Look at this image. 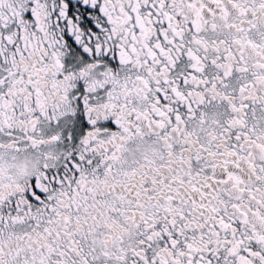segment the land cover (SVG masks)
<instances>
[{
    "label": "snow or ice",
    "instance_id": "snow-or-ice-1",
    "mask_svg": "<svg viewBox=\"0 0 264 264\" xmlns=\"http://www.w3.org/2000/svg\"><path fill=\"white\" fill-rule=\"evenodd\" d=\"M0 264H264V0H0Z\"/></svg>",
    "mask_w": 264,
    "mask_h": 264
}]
</instances>
